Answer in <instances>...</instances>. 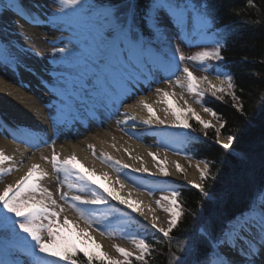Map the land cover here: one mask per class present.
Here are the masks:
<instances>
[{"label":"snow or ice","instance_id":"6c2138e0","mask_svg":"<svg viewBox=\"0 0 264 264\" xmlns=\"http://www.w3.org/2000/svg\"><path fill=\"white\" fill-rule=\"evenodd\" d=\"M55 2L58 4L61 22L69 26L78 25L81 14L90 10L88 0H55ZM249 5L255 6L252 4V0H249ZM163 9L167 10L169 17L176 25L178 37L183 31L184 23L188 17L195 15L207 24L210 13L206 4L190 9L187 5L179 3L178 0H149L140 17L139 26L146 30L150 29L151 31L148 34L150 36L154 35L159 43L166 45L169 49L161 59V65L164 69L173 72V74H176L177 71L182 72L183 79L178 75L174 82L175 86L186 89L189 93L195 94L198 97H203L207 91L213 97H217V94L221 93L231 96L233 101L237 100L233 91L235 85L231 75L217 71L215 76L217 82H213L208 75H195L187 66H184L182 69L180 68V64L185 60L198 61L200 65H205L206 62L212 60H222L223 57L220 51L222 45L219 41H216V46L211 50L205 49L195 55L185 56L180 51L178 45L172 44V38L160 19V13ZM69 10H71V16L74 19H66L70 15ZM6 11H11L14 15L32 25L41 22L38 13L24 7L23 0H0V16H3ZM119 11L106 10L102 17L103 22L112 31L117 32L124 41H127L130 49L141 50L146 48L149 42L145 41L141 34L137 32L138 4L135 0H128L123 12L124 18L122 21ZM58 13H52L51 15L57 16ZM109 35H111V32ZM72 43L73 41L70 40L69 44ZM56 51L67 53L68 58L75 55L74 50L67 47L56 49ZM202 70L208 71L206 67H203ZM166 82L170 87L173 86L171 79H168ZM156 93L161 96V100L156 101V103L167 104L164 111L170 112L175 117L173 123L184 128H191V125L187 122L188 118L182 117L183 108L173 107L171 98L176 97L178 94L175 91L169 92L164 88H157ZM179 99L183 100L182 93L179 95ZM218 99L223 100L224 95L218 96ZM113 102L115 103L116 101L114 100ZM119 102L123 103V101ZM197 102L200 103L201 101L198 100ZM183 103L187 105L188 102L187 100H183ZM138 106L146 109L149 113L148 118L143 120V123H166L165 119L156 115L153 104L149 103L147 99L142 98L137 104L130 107L135 108ZM237 107L241 111L243 110L242 106L237 105ZM186 111L191 113V116L195 117L204 129L214 127L210 121L202 119L200 114L190 105L187 106ZM203 111L210 112L214 117L216 116V113L210 108L205 107ZM126 115L128 117L127 120H120L117 123L126 124L128 120H136L135 114L126 113ZM204 135L207 136L206 131ZM219 135L220 129L216 128V143L221 144L225 149L230 148L235 137L230 135L227 137V142H224L219 139ZM88 147L92 149V154L96 155L95 145L90 144ZM103 155L107 160L112 159L106 153ZM149 155H153L155 158L154 153H149ZM42 159L47 160L48 157H42ZM9 161L14 162V157L7 155L3 149H0V165H4ZM50 162L58 174V178L59 174H62L63 179H61L58 191H60L59 199L63 200L64 204L59 203L54 193L41 183V181L49 176V173L39 164L31 165L27 173L17 180L15 184H8L0 192V252H3L8 257L7 259L0 258V264H19L15 259V255L19 251L27 252V255L31 257V264H62V262L63 264H76L73 257L81 252L86 258L87 264H93L94 260L100 261V264H132L130 258L133 256H135L136 260L142 261L143 264H148L146 257L151 254L152 246L144 238L131 237L132 243L139 254L129 251L120 245H114L116 251L123 257V259H117L103 251L91 252L86 248H81L70 236L61 234L70 225L75 224L79 227V224L70 220L66 214L65 204L68 203L69 199L72 201L70 205L71 210L78 214L79 219L86 226L80 228L79 235L87 237L93 243H95V239L89 234L88 228L97 223L98 217L96 213L109 204V198L117 200L121 204H126L128 208L139 212L141 216H145V213L135 207L128 199L122 197L115 187H109L94 179L95 169L89 170L84 168L80 161L77 160L74 152L61 159L53 146V155ZM116 163L119 164V161H116ZM124 167L127 168L128 165H124ZM196 167L200 172V179L207 180L211 175L209 164L204 162L203 167L200 164H197ZM176 168L183 171L178 162L176 163ZM5 171L11 173L13 168L4 169L0 167V175ZM136 171L147 172L148 169H136ZM161 172L164 175H169L166 168H161ZM101 175L103 179L109 180L113 185L119 184L121 189L124 188V182L119 176L115 180H112L107 172ZM185 179H187L186 174ZM188 183L198 188L201 193L207 195L202 184L195 181H188ZM65 184L69 190H75L77 194L69 197V194L62 190ZM91 185H97V187H91ZM81 193H88V195H81ZM128 195L130 197L131 192ZM179 195L178 191L173 190L170 195H163L159 200L155 201L171 217L168 221L167 229L157 224L158 217L155 215H153L150 223V227L162 233L163 237L169 238V242L172 230L177 227L184 214L183 207L177 200ZM161 201H166L167 205L161 204ZM148 210L152 213L155 212V209H152L150 205L148 206ZM105 218L107 217L105 216ZM145 219H147V216H145ZM96 230L100 231V228L98 227ZM21 233H25L27 236H21ZM100 234L105 235L106 233L105 231H100ZM108 235H111V233H108ZM202 242L207 243V241L203 240ZM95 247L96 249L102 248L99 243H96ZM211 251V259H208L205 255L203 260L197 261V264H255V257L264 254V203L259 205V212L256 215L242 217L231 223L221 235L213 237ZM233 253L240 257L239 261L234 258ZM173 258L175 259V253H173Z\"/></svg>","mask_w":264,"mask_h":264},{"label":"trees","instance_id":"16d2710c","mask_svg":"<svg viewBox=\"0 0 264 264\" xmlns=\"http://www.w3.org/2000/svg\"><path fill=\"white\" fill-rule=\"evenodd\" d=\"M92 1L113 11L120 10V19L123 20L128 0ZM135 2L138 4L137 32L160 46L162 51L166 45L159 43L154 35L150 36V29L139 26L149 0ZM178 2L190 9L207 5L210 13L207 24L192 15L188 17L193 21L188 29L201 34L202 44L210 40L214 46L216 41L222 45L223 59L212 61L220 72L233 77L237 100L233 101L226 94L218 93L217 97H213L210 92H205L202 102L216 113L215 118L222 122L223 127L204 129L191 113H185L191 131L199 135L189 138L185 149L210 166L211 175L203 180L207 195L198 188L188 186L177 190L180 193L177 200L184 214L172 230L170 242L169 238L146 227L137 229L152 246L151 254L146 257L148 264H197L198 260L204 259V251L211 259L212 238L221 235L231 223L245 217L254 207L255 199L264 196V0H252L255 6L249 5V0ZM160 18H170L166 9L161 10ZM172 29L166 26L169 35ZM170 37L175 44L176 38ZM220 95H224L223 100L218 99ZM216 128L220 129V134L235 137L230 148L225 149L216 143ZM73 259L76 264H87L82 252ZM130 259L132 264H143L135 256ZM93 264H100V261L94 260Z\"/></svg>","mask_w":264,"mask_h":264},{"label":"bare ground","instance_id":"6f19581e","mask_svg":"<svg viewBox=\"0 0 264 264\" xmlns=\"http://www.w3.org/2000/svg\"><path fill=\"white\" fill-rule=\"evenodd\" d=\"M23 5L26 9L38 13L40 21L47 20L48 9L45 5V0H23ZM6 13L12 21L22 26V28L29 29L33 33L41 29L37 24H29L20 17L14 15L11 11H6L5 14ZM19 37L22 38L21 36ZM115 58L116 57H113L112 60H115ZM113 64L115 65V62ZM124 65L119 69L115 67L112 68L111 72L115 81L117 79L118 88L123 93V98L125 99L122 106V120L128 119L126 113L135 114L136 120L133 121L134 123L131 126H127L128 122L123 124L124 132L105 129V131L95 130V132L91 133L88 124V112L92 103V99L90 98L91 94L87 93L86 95H81V97H85L83 100L84 106L78 109V121L76 124L71 120L70 125V129L75 132L77 140L73 142L70 141L66 144H56L55 152L60 155L61 159L74 152L77 160L80 161L84 168L89 170L95 169L94 179L109 187H115L122 197L128 199L135 207L143 211L147 219H145V216H141L139 212L128 208L126 204H121L119 201L109 198V201L118 202L115 209H129L134 214L150 223L153 215H155L158 217L156 221L157 224L167 229L168 221L171 217L169 213L163 211L155 201L159 200L163 195H170L172 187L182 182L195 181L199 183L201 180L200 172L196 165L200 164V166L203 167V164L197 163L185 155H178L171 149L160 147L159 144L163 138L178 136L175 143L177 147L181 142L179 135L183 134L187 128L177 126L173 123L175 117L172 116L170 112L164 111L167 107L166 103H156V101L161 100V96L158 95L156 91L141 95L138 98H133L131 86L141 89L139 82L142 81L141 83L145 84L146 79L141 78L139 73H135L136 78H131L127 72V66ZM21 76L23 86L28 89L17 86V84L0 75V119L5 124V130L23 133L28 140V142H14L11 139L6 140L5 134L1 136L3 139H0V149H3L7 155L14 157V162H6L4 165H0V167L4 169L9 167L13 168L15 182L23 177L33 164H39L48 173H52L48 163L39 158L35 153L33 143L44 142L46 140L50 141L55 136L52 132V122L47 111L50 99L47 96L46 89H44L46 83L43 81V73L36 72L32 69L29 72L21 73ZM213 79L214 82H217L215 78ZM174 90L178 94V98L182 93L183 100H185V98L188 99V103L185 106L190 105L194 108L202 119L210 122L213 121L211 113L204 112V108L190 96L188 91L179 89L176 86H174ZM54 96L59 97V95L56 94ZM142 98L147 99L149 103L153 104L156 115L165 119L166 123H143V120L147 119L149 115L147 110L140 106L135 108L130 107L131 105L137 104ZM183 100H181V103L184 105ZM64 128L65 127H63V129ZM84 131L86 132L85 135ZM125 131L130 133V135H127ZM222 139L226 140L224 137H222ZM90 144L95 145L96 155H93L92 149L88 147ZM113 145H115V147H113ZM105 153L111 156L112 159L107 160L103 155ZM149 153H154L155 158L153 155H149ZM116 161H119V164H117ZM177 162L181 165L183 171L176 168ZM124 165H128V167L125 168ZM143 168H147L148 171H136V169ZM161 168H166L169 175H164L163 172H161ZM104 172H107L112 180H115V178L119 176L124 182V188L121 189L119 184L113 185L109 180L103 179L101 174ZM185 174L187 175V179H185ZM58 179H63L62 174H59ZM46 180L47 177L41 181V183L43 186L47 185L50 188ZM138 180L147 181L149 183L158 181L164 188L160 192L151 195L148 191L138 188L134 184V181ZM1 186L2 184L0 183V188ZM91 187H97V185H91ZM129 192H131L130 197L128 195ZM70 194L75 195L77 193L75 190H70ZM81 195L87 196L88 193H81ZM161 204L166 206L167 202L161 201ZM149 205L152 209H155L154 213L149 212ZM113 208L114 206L109 203L101 208L96 215L106 216L108 213L112 212L111 209ZM67 216L70 220L77 222L79 227L75 224L70 225L67 229L62 231V235L73 237L74 232H76L78 238L85 245L88 246L99 243L102 246L101 250L106 252L109 256L115 258L122 257L114 247L116 244L105 235H101L100 231H97L94 226L88 228V232L94 237L95 243L88 240L87 237L80 236V228L86 227L84 222L80 220L79 216L73 211H69ZM117 243L129 251L138 253L132 241L118 240ZM203 255L209 256V253L204 251ZM233 256L238 261L240 260V257L236 256L234 253ZM22 262L31 264L24 257ZM255 264H264V254L255 257Z\"/></svg>","mask_w":264,"mask_h":264},{"label":"rangeland","instance_id":"374dc122","mask_svg":"<svg viewBox=\"0 0 264 264\" xmlns=\"http://www.w3.org/2000/svg\"><path fill=\"white\" fill-rule=\"evenodd\" d=\"M88 4L92 3L88 2ZM45 5L48 9V18L43 24L39 25L41 29L35 33L31 32L29 29L22 28V26L12 21L8 17L7 13H4L3 16H0V34L2 36H5L6 46L13 54V57H11L9 55L10 52L5 49L4 46H2L3 48H0V75L17 84V86H22L24 89L28 88H25L23 86L21 73L29 72L32 69L38 72H45V77L49 79L52 86L57 87L63 92H70L72 88L78 89V87L86 86V84L88 83L91 85L90 82L96 77V71L98 70L97 68L103 61V57L106 53V45L107 43L109 44L108 36L110 32H113L112 29L108 25V28L104 27L101 24V21L98 20L97 16H92L90 20L83 19L84 13L81 14V18H79L80 23L78 25L69 26L61 22L60 14L58 13V4L55 2V0H45ZM52 13H58V15L52 16ZM69 13L70 15L66 19H74L71 16V10H69ZM160 19L164 25H168L173 28L172 30H169V33L171 36L179 38V41L181 43L178 46L180 51H182L185 56L195 55L197 53L196 49H199V52L205 49H212V47H202L203 50H201V48L197 47L195 34L187 35L186 40L183 39L182 33H180L178 37L177 29L173 27L175 26V24L172 22V20H166L162 18ZM183 30H186L185 26H183ZM19 36H21L22 38H20ZM70 40L73 41L72 44H69ZM183 42L186 43V46L182 44ZM66 47L74 50L75 55L73 57L68 58L67 53H60L56 51V49ZM163 50H165L166 52L169 51L167 46ZM146 53L149 57H152L153 50L151 49V47H149ZM85 55H87L86 58ZM160 57L162 58V56ZM156 64L157 65H153L155 66L154 70L156 72L153 74L152 80L148 78V86L144 85L142 86V89L147 94L152 93V91L157 86H160V88H164L169 92L175 91L174 88L170 87L166 81L168 79H171L173 82H175L178 75L181 79H183L182 72L177 71L173 76H165L166 78L161 77L162 71L156 70L157 68L159 69L161 61L158 59ZM184 66L189 67V65L187 64V60L183 61L180 64L181 69ZM203 67H206L208 69L206 73H211L216 76L217 69L213 66L192 65L189 67V69L193 71V73H198L201 75L203 74L202 72H205L202 70ZM128 69L129 76L133 77L134 71L138 70V63H130ZM54 70L56 71V73H53ZM108 78L111 80L113 86L116 87V82L111 73L108 74ZM221 78L223 79V77ZM47 90V96L52 98L54 96L52 93H54L55 91H53L49 87L47 88ZM89 91L90 90H86V92ZM104 91L107 94V91L105 89ZM116 93L117 97L115 99V103L108 97H105L104 104L100 103V99L97 102L96 97H94L96 92L94 93L93 100L96 104V109L94 112H89L92 130L98 129L104 131L106 128L114 129L117 132L123 130L117 124V121H119L120 119L119 111L121 109V103L119 101H122V96L120 91L117 90ZM139 94V90H133L134 98L139 97ZM189 94L192 98L196 99V101H198L200 98L195 94ZM72 99L73 97L71 96L69 97L68 101L70 102ZM172 99L175 100V103L180 104V99L177 96L173 97ZM185 100H187L188 102L187 98H185ZM77 101H79L78 103L81 102L80 100ZM50 103L51 105L48 107V112L52 119L53 133L57 135L62 127L63 121V117L59 115V107L60 105L64 106L65 102L63 99H59ZM1 136L2 134L0 132V139H3ZM179 136L181 137L182 141H184L186 134L184 133ZM73 140H76L75 136L63 133L59 139L55 138L48 145L37 149L36 154L41 159L42 157H48L47 160H42L48 163V165H50L52 169L53 165L50 161L53 155V146L55 147L58 142L66 143ZM173 141L174 140H165L161 143V147L169 148ZM173 151L177 154H183L181 148H173ZM46 181L50 185V188L47 185L44 187L49 188L54 193L58 202L64 204V201L59 199L60 191H58V189L60 188V182L58 180L57 174L49 173ZM0 183L2 184L0 192H2L4 187L8 184H15L13 172L11 174L5 171L4 174L0 177ZM135 184L140 186L139 182L135 181ZM144 187H146L152 195L159 190L156 185H144ZM62 190L67 193L69 191V189L65 186ZM262 203H264V201ZM65 208L67 213L68 210L71 209L70 204H65ZM256 214L257 213L253 212L249 217ZM109 219H117L121 223V225L124 224L127 220L119 212H115V215L107 216V218L98 217L97 221L101 222V231H105V235H107L112 242L118 245L117 241L119 239L132 240L128 237L127 231L117 228L116 226H114L113 228L108 227L107 221ZM108 233H111V235H108ZM75 241L80 242L77 239H75Z\"/></svg>","mask_w":264,"mask_h":264}]
</instances>
